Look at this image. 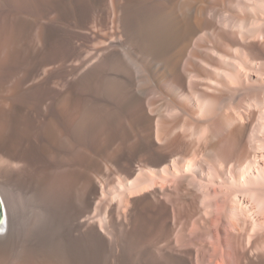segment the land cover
Wrapping results in <instances>:
<instances>
[{
    "label": "bare ground",
    "instance_id": "bare-ground-1",
    "mask_svg": "<svg viewBox=\"0 0 264 264\" xmlns=\"http://www.w3.org/2000/svg\"><path fill=\"white\" fill-rule=\"evenodd\" d=\"M76 2L0 0V82L22 108L18 134H0V264L58 241L126 264L142 208L160 218L145 249L160 264H264V0ZM25 16L49 19V38L22 59ZM132 119L136 151L99 163L88 200L67 195V168Z\"/></svg>",
    "mask_w": 264,
    "mask_h": 264
},
{
    "label": "rangeland",
    "instance_id": "rangeland-1",
    "mask_svg": "<svg viewBox=\"0 0 264 264\" xmlns=\"http://www.w3.org/2000/svg\"><path fill=\"white\" fill-rule=\"evenodd\" d=\"M81 1L77 0V2H79L78 4H83V2L87 4L91 2V0ZM46 22H50L49 19L37 20L28 16H25V18L20 21L21 25L18 26L13 39V41H15L13 42L14 45L12 46V50H14L12 51L14 57L23 59V57L28 56L32 43L37 40L38 44L41 46L46 44L49 38ZM34 24L35 26H33ZM21 27L22 29H19ZM15 86L16 82L13 79L0 82V134L3 137L9 139L11 136L15 137L18 134L22 119L21 105L18 103V101L7 95L13 90ZM75 102L76 94L72 84L63 86L60 89V94L55 100L58 110L64 115H67L70 112ZM128 123L130 124L126 125L125 133L120 134L119 138L114 140L113 137H108L109 139L107 138L104 143L106 146H103L102 150L97 148L96 150L90 149L89 151H86L84 153L85 158L83 157V162H80V164L78 163V166L73 165L67 168L65 172L67 180L65 191L66 194L68 193L67 195H70L69 193H71L72 196L75 195L73 197L82 196L80 198L85 197L86 200H88V198H90L89 194L91 196V182L99 175V166L103 162V159H106V157L110 154L123 156L126 152L136 151L137 141L133 132L135 129V121L132 119V121H129ZM131 123H133L132 126H130ZM103 151H105V153ZM44 170L39 168L34 172L33 186L36 187L41 185V183L46 179L49 171L47 169ZM107 176L108 177H106V180L109 181L110 175L108 173ZM99 207L100 204L98 201H96L91 216L98 218L100 215H102L101 209ZM26 212L27 215H29L30 212L32 213L33 211H28L27 209ZM32 214L35 215V212ZM135 219L130 232L128 233L129 246H127L126 264H160L159 261L154 258V256L151 254L149 255L148 252L146 253V250L148 251L151 242L158 232L160 218L155 211L142 208L136 215ZM5 230L6 229L3 231L4 235L6 234ZM73 250V246H70V244H66L62 241L46 243L39 246L34 251H30V254L28 256L25 255V257H22V259L25 260L26 258L25 261L29 264H84L82 256Z\"/></svg>",
    "mask_w": 264,
    "mask_h": 264
},
{
    "label": "water",
    "instance_id": "water-1",
    "mask_svg": "<svg viewBox=\"0 0 264 264\" xmlns=\"http://www.w3.org/2000/svg\"><path fill=\"white\" fill-rule=\"evenodd\" d=\"M3 215H4V212H3V207H2V200H1V197H0V222L3 219Z\"/></svg>",
    "mask_w": 264,
    "mask_h": 264
}]
</instances>
